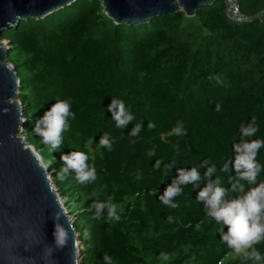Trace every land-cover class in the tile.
I'll list each match as a JSON object with an SVG mask.
<instances>
[{
  "label": "trees",
  "instance_id": "16d2710c",
  "mask_svg": "<svg viewBox=\"0 0 264 264\" xmlns=\"http://www.w3.org/2000/svg\"><path fill=\"white\" fill-rule=\"evenodd\" d=\"M240 6L251 18L243 24L225 18L222 1L194 18L180 11L129 26L116 25L100 0H77L4 33L21 81L25 139L50 163L75 215L83 264H264V240L249 252L261 260L228 259L235 250L223 239L227 227L197 199L209 180H220L228 200L264 183V170L249 184L233 167L242 127L257 129L248 142L264 140V0ZM112 99L134 116L124 128L107 111ZM57 101H68L75 118L53 152L35 128ZM104 134L111 150L99 146ZM71 152L88 155L94 182L82 184L75 171L61 178V155ZM256 159L264 166V147ZM192 168L202 177L199 187L181 185L177 208L163 204L159 195L177 170ZM96 202L116 205L120 220H108L107 208L97 218Z\"/></svg>",
  "mask_w": 264,
  "mask_h": 264
},
{
  "label": "water",
  "instance_id": "95a60500",
  "mask_svg": "<svg viewBox=\"0 0 264 264\" xmlns=\"http://www.w3.org/2000/svg\"><path fill=\"white\" fill-rule=\"evenodd\" d=\"M77 0H0V264H83L74 222L37 150L23 137L21 81L3 41L21 20L42 19ZM116 25L137 26L180 11L194 18L226 0H100ZM68 232L67 246L54 240L55 225Z\"/></svg>",
  "mask_w": 264,
  "mask_h": 264
},
{
  "label": "clouds",
  "instance_id": "9594fccd",
  "mask_svg": "<svg viewBox=\"0 0 264 264\" xmlns=\"http://www.w3.org/2000/svg\"><path fill=\"white\" fill-rule=\"evenodd\" d=\"M107 111L111 112L112 119L116 122L118 128H124L134 120V116L126 109L124 102L121 100L112 99ZM69 117L75 118V113L71 112L70 103L68 101H57L36 122L35 131L53 152L59 150L63 143L62 133L70 129ZM252 123L255 124V118H253ZM154 127V124L149 123L150 129ZM142 128V123L136 124L130 135L137 136ZM256 131L257 129L252 125L247 128L242 127L241 142L234 145L236 155L233 167L237 175L241 179L247 180L249 184H257L258 174L261 170H264V166L259 165L256 159L259 149L264 147V140L248 142L244 139V137L254 135ZM99 146L106 147L108 150L112 149V141L108 134L100 137ZM88 159V155L83 152H71L61 155L63 161L60 171L61 178L70 171H75L76 178L82 184L94 182L97 179L96 168L89 166ZM159 165L160 162L158 161L156 167L159 168ZM211 172L212 170L209 169V172L205 175L210 177ZM201 179L202 177L197 168L191 170L178 169L177 177L171 184L167 185L163 194L159 195V200L171 208H177L178 204L174 203L173 199L182 193L181 185L191 183L195 187H199L197 182ZM219 185V179L216 181L209 180L207 186L197 193V199L204 203L208 215L227 227L228 231L223 234V239L229 247L233 248L236 253L244 252L246 258L251 257L261 260L259 253L255 251L247 253L245 250L264 240V183H259L258 186L253 187L246 194L233 200L226 198V189ZM241 191H243V188H241ZM93 207L96 209L97 218L103 214L105 208L108 209V220L118 222L121 218L116 205L96 202ZM171 219L169 217V221ZM53 236L57 247L67 246L68 232L61 225H55ZM105 260L110 261V258L105 256ZM220 264H223V262L221 261Z\"/></svg>",
  "mask_w": 264,
  "mask_h": 264
},
{
  "label": "built area",
  "instance_id": "2783aa9c",
  "mask_svg": "<svg viewBox=\"0 0 264 264\" xmlns=\"http://www.w3.org/2000/svg\"><path fill=\"white\" fill-rule=\"evenodd\" d=\"M225 6L224 15L229 22L234 24H243L251 19L242 12L240 0H226Z\"/></svg>",
  "mask_w": 264,
  "mask_h": 264
},
{
  "label": "rangeland",
  "instance_id": "374dc122",
  "mask_svg": "<svg viewBox=\"0 0 264 264\" xmlns=\"http://www.w3.org/2000/svg\"><path fill=\"white\" fill-rule=\"evenodd\" d=\"M23 137H25V135H23ZM38 153H39V152H38ZM44 163H45V165L47 166V168H49L50 163L47 162V161H44ZM50 173H51V172H50ZM51 175H52V173H51ZM52 179H53V176H52ZM63 202H64L65 207H66V206L68 205L67 200H63ZM66 209H67L69 215L71 216V218H72V220H73L74 217H75V215L73 214V212H71V211H72L71 207H68V206H67ZM251 251H252V248H249V249H246V250H245V252H247V253H249V252H251ZM243 255H245L244 252H241V253H236V252H234V253H232V254L228 257V259H232V260H234V259H239V258H241Z\"/></svg>",
  "mask_w": 264,
  "mask_h": 264
}]
</instances>
